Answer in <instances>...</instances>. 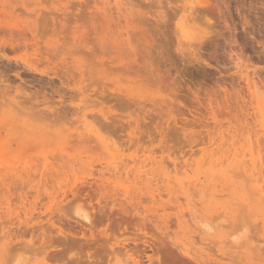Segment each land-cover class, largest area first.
Here are the masks:
<instances>
[{"label":"rangeland","instance_id":"1","mask_svg":"<svg viewBox=\"0 0 264 264\" xmlns=\"http://www.w3.org/2000/svg\"><path fill=\"white\" fill-rule=\"evenodd\" d=\"M0 184V264H264V0H0Z\"/></svg>","mask_w":264,"mask_h":264},{"label":"bare ground","instance_id":"2","mask_svg":"<svg viewBox=\"0 0 264 264\" xmlns=\"http://www.w3.org/2000/svg\"><path fill=\"white\" fill-rule=\"evenodd\" d=\"M7 1V0H6ZM4 3V2H3ZM11 5H12V3H11ZM27 5V4H26ZM9 6H10V3H9ZM7 8V7H6ZM28 8V7H27ZM4 9V8H3ZM8 9V8H7ZM7 9H5L6 11L5 12H7ZM10 9V8H9ZM8 9V10H9ZM9 12V11H8ZM177 12V11H176ZM9 15V14H8ZM15 15V14H14ZM24 23V22H23ZM184 25V24H183ZM135 26V25H134ZM134 26H132L133 28H134ZM186 26V25H185ZM33 28V27H32ZM11 32H13L12 30H11ZM35 34H36V32H35ZM34 34V35H35ZM5 37V36H4ZM14 36H12V38H13ZM19 38V37H18ZM21 38V37H20ZM19 38V39H20ZM6 39V38H5ZM8 39H10V38H8ZM17 39V38H16ZM13 41V40H12ZM3 42V41H2ZM39 42V41H38ZM29 43V42H28ZM48 43V42H47ZM30 44H31V42H30ZM43 44V43H42ZM49 44V43H48ZM47 44V45H48ZM123 44V43H122ZM46 45V46H47ZM50 45V44H49ZM30 46V45H29ZM35 46V45H34ZM32 47V46H31ZM45 47V46H44ZM124 47V46H123ZM33 49V48H32ZM43 49V48H42ZM45 49V48H44ZM50 50V49H49ZM56 50V49H55ZM58 50V49H57ZM33 51V50H32ZM39 52H41L42 53V51H40V49H39ZM60 52V51H59ZM38 53V52H37ZM55 53H56V51H55ZM65 53H66V51H65ZM44 54H46L45 52H44ZM59 54V53H58ZM128 54V53H127ZM126 54V55H127ZM56 55V54H55ZM41 59H42V57H40ZM64 59V58H63ZM53 60V59H52ZM56 60V59H55ZM64 63V62H63ZM69 66L70 65H68V68H69ZM29 67H31V66H29ZM57 67V66H56ZM52 68V67H51ZM78 68V67H77ZM27 69V68H26ZM55 69V68H54ZM57 70V69H56ZM55 70V71H56ZM54 71V72H55ZM59 72H60V70H59ZM58 73V72H57ZM62 72H60V74H61ZM67 73V72H66ZM77 74V73H76ZM63 76V75H62ZM68 76V75H67ZM64 78V77H63ZM68 79H69V77H68ZM86 79V78H85ZM70 80V79H69ZM62 82V81H61ZM74 86V85H73ZM62 88V87H61ZM58 89V88H57ZM56 89V90H57ZM80 89V88H79ZM56 90H54V91H56ZM39 92V91H38ZM57 92V95H59V96H61V94L63 95L64 93H61L60 94V90L59 91H56ZM40 93V92H39ZM68 93V92H67ZM35 94V93H34ZM33 95V94H32ZM46 95V94H45ZM36 96V95H35ZM37 96H40V95H37ZM64 96V95H63ZM63 96H62V98H63ZM53 97V96H52ZM70 97V96H69ZM68 97V98H69ZM33 98H34V96H33ZM36 98V97H35ZM39 98H41V97H39ZM49 97H47V99H48ZM48 101V100H47ZM62 103V102H61ZM34 104V103H33ZM35 104H36V102H35ZM45 104H47V103H45ZM45 104H43V105H45ZM54 104V103H53ZM63 104V103H62ZM58 105V104H57ZM64 106V105H63ZM67 106V105H66ZM50 108V107H49ZM55 108V107H54ZM60 108H61V105H60ZM64 108V107H63ZM62 109V108H61ZM62 110H67V109H62ZM61 110V111H62ZM57 111V109L54 111V113H57L56 112ZM66 111H64V113H65ZM49 112L47 111V117H48V114ZM54 113H52V114H54ZM61 113V112H60ZM60 113H58L57 115H59ZM43 114V113H42ZM46 114V113H45ZM67 114V113H66ZM41 115V114H40ZM40 115H38V116H40ZM51 115V114H50ZM56 114L54 115V116H57ZM61 115H63V114H61ZM37 116V117H38ZM46 115H44V116H42L41 115V117L43 118V117H45ZM65 116V115H64ZM67 116V115H66ZM37 117H36V119H37ZM57 118V117H56ZM45 119V118H44ZM51 119V118H50ZM41 120V119H40ZM36 122V120H33V122ZM40 122V121H39ZM43 122H44V120H43ZM51 122V121H50ZM41 123V122H40ZM47 123H49V122H47ZM101 123H103V122H101ZM105 123V122H104ZM43 124V123H42ZM104 125V124H103ZM102 125V126H103ZM38 126V125H37ZM54 126V125H53ZM40 129V128H39ZM138 133V132H137ZM87 139H88V137H87ZM91 139V138H90ZM90 139H88V140H90ZM136 139V138H135ZM80 141H82V140H80ZM84 141V140H83ZM88 143V142H87ZM57 154H58V151H57ZM56 154V155H57ZM252 154V153H251ZM44 155V154H43ZM52 155H55L54 153L52 154ZM61 154H59V156H60ZM50 156V155H49ZM48 156V157H49ZM62 156V155H61ZM78 156V155H77ZM63 157V156H62ZM61 157V158H62ZM254 157V156H253ZM46 158V157H45ZM44 158V159H45ZM52 158V157H51ZM69 158H70V156H69ZM79 158V157H78ZM163 157H161V159H162ZM53 159V158H52ZM54 159H55V157H54ZM65 159V158H64ZM37 160V159H36ZM71 160H72V158H71ZM38 161V160H37ZM53 161V160H52ZM63 162H64V164H65V161L64 160H62ZM252 161L253 162H255L256 160H254V158H252ZM68 162V161H67ZM66 162V163H67ZM238 162V161H237ZM236 162V163H237ZM256 163V162H255ZM26 164V163H25ZM44 164H46V163H44ZM54 164H55V162H54ZM63 164V163H62ZM235 164V163H234ZM253 164V163H252ZM34 165H36V164H34ZM21 166V165H20ZM126 166V165H125ZM255 166V165H254ZM253 166V167H254ZM12 167V166H11ZM33 167V166H32ZM14 168V167H13ZM12 168V169H13ZM32 169V168H31ZM253 169V168H252ZM2 170V169H1ZM10 170V169H9ZM30 170V169H29ZM15 171V170H14ZM38 171V170H37ZM10 172H11V170H10ZM41 172H43L44 173V171H41ZM14 173V172H13ZM17 173V172H16ZM243 173V172H242ZM47 174V173H46ZM45 174V175H46ZM59 174V173H58ZM3 175V174H2ZM7 175V174H6ZM42 175H44V174H42ZM4 176V175H3ZM29 176V175H28ZM66 176V175H65ZM209 178V177H208ZM5 179V178H4ZM10 180V179H9ZM12 180V179H11ZM39 180H41V179H39ZM206 180V179H205ZM255 181V180H254ZM206 182V181H205ZM87 183H88V181H87ZM1 185V184H0ZM5 185V184H4ZM217 185V184H216ZM64 186V185H63ZM56 187V186H55ZM78 189V188H77ZM38 190V189H37ZM177 190V189H176ZM259 190V189H258ZM72 191H74V190H72ZM78 191V190H77ZM263 191V190H262ZM55 192V191H54ZM5 193V192H4ZM39 193V192H38ZM79 193V192H78ZM258 193V192H257ZM259 193H260V190H259ZM263 193V192H262ZM14 194V193H13ZM55 194V193H54ZM74 195V194H73ZM94 195V194H93ZM209 195V194H208ZM227 195H229V194H226V196ZM43 196V195H42ZM261 196V195H260ZM64 197H65V192H62V193H60V194H55V195H53V193H52V195H50L49 197H48V202H45V203H43L42 204V207L43 208H40V209H43L42 211H41V213H44V214H52V211H53V209H54V207L57 205V203H59L60 201L62 202V200L64 199ZM71 197V196H70ZM99 197V196H98ZM150 197V196H149ZM205 197H207V195H205ZM36 198V197H35ZM74 198H75V196H74ZM144 198V197H143ZM217 198V197H216ZM237 198V197H236ZM264 198V197H263ZM25 199V198H24ZM43 199V198H42ZM70 199V198H69ZM93 200H94V197L92 198ZM219 199V198H218ZM220 199H221V197H220ZM68 200V199H67ZM140 201H142L141 199H139ZM264 200V199H263ZM14 201V200H13ZM100 201V200H99ZM111 201V200H110ZM229 201V200H228ZM10 200H7V202H6V207L4 208V209H6L7 210V213H14V214H12L13 216L15 215V218H16V221H19V222H22V223H29V221H31V219H33L32 218V216H31V212L32 211H34L36 208H35V202L33 203V204H31V203H29V205H26L25 203V201L23 202V207H22V211H20L18 208H15V207H11V205H10ZM19 202V201H18ZM17 202V203H18ZM31 202V201H30ZM44 202V201H43ZM202 202V201H201ZM204 202V201H203ZM118 203V202H117ZM5 204V203H4ZM133 204H135V203H133ZM226 204H227V201H226ZM225 204V205H226ZM231 204V203H230ZM13 205V204H12ZM62 205V204H61ZM22 206V205H21ZM37 206H38V204H37ZM36 206V207H37ZM58 206V205H57ZM134 208V207H133ZM166 208V207H165ZM21 209V208H20ZM224 209V208H223ZM98 210V209H97ZM115 210H117V209H115ZM114 210V211H115ZM121 210V209H120ZM131 210V209H130ZM129 210V211H130ZM142 210V209H141ZM6 212V211H5ZM116 212V211H115ZM227 212V211H226ZM229 212V211H228ZM21 213L23 214L22 216H21ZM54 213V212H53ZM127 213V212H126ZM184 213V212H183ZM119 214V213H118ZM121 214V213H120ZM134 214V213H133ZM123 215H125V214H123ZM137 215V214H136ZM218 216H219V214H217ZM45 216V215H44ZM43 216V217H44ZM55 216V215H54ZM80 216L82 217V219H84L86 222H89V223H91V220H90V218H89V215L87 214V213H81L80 214ZM127 216V215H126ZM125 216V217H126ZM131 216H133V215H131ZM217 216V217H218ZM38 217V216H37ZM51 217V215L48 217V219ZM129 217V216H128ZM135 217V216H134ZM136 217H138V216H136ZM42 218V217H41ZM119 218H120V215H119ZM139 218H141V217H139ZM212 218V217H211ZM129 219V218H128ZM144 219V218H143ZM146 219V218H145ZM174 219V218H173ZM13 220V219H12ZM121 220V219H120ZM138 220H140V219H138ZM188 220V219H187ZM80 221V220H79ZM93 221V220H92ZM137 221V220H136ZM135 221V222H136ZM46 222V221H45ZM53 221L51 220V223H52ZM82 222V221H81ZM124 222V221H123ZM135 222H134V224H135ZM170 222V221H169ZM121 223H122V221H121ZM137 223V222H136ZM143 223V222H142ZM141 223H139V225H140ZM175 224V223H174ZM17 225V224H16ZM45 225V224H44ZM88 225V224H87ZM118 225H119V223H118ZM33 226V225H32ZM89 226V225H88ZM87 226V227H88ZM30 227V226H29ZM48 227V226H47ZM84 227V226H83ZM87 227H85V228H87ZM93 227H94V225H93ZM18 228V227H17ZM27 228H28V226H27ZM56 228V227H55ZM90 228V227H89ZM92 228V227H91ZM3 229V228H2ZM10 229V228H9ZM16 229V228H15ZM34 229V228H33ZM60 229V228H59ZM195 229V228H194ZM30 230V229H29ZM43 230V229H42ZM55 230V229H54ZM75 230V229H74ZM96 231V230H95ZM233 231H235V229H233ZM20 232V231H19ZM55 232V231H54ZM59 232H63L61 229L59 230ZM83 232V231H82ZM93 232V231H92ZM231 232V231H230ZM32 233V232H31ZM43 233V232H42ZM3 234H6V233H3ZM45 234V233H44ZM63 234V233H62ZM95 234V233H94ZM7 235H8V233H7ZM232 234L230 233V236H231ZM64 236H66V235H64ZM68 236V235H67ZM71 236V235H70ZM79 236V235H78ZM93 236V235H92ZM1 237V236H0ZM6 237V236H5ZM36 237V236H35ZM34 237V238H35ZM39 237V236H38ZM73 237V236H72ZM7 238V237H6ZM5 238V239H6ZM65 238V237H64ZM90 238V237H89ZM95 238V237H94ZM227 238V237H226ZM203 239H205V238H203ZM35 240V239H34ZM65 240V239H64ZM6 241V240H5ZM229 241V240H228ZM4 242V241H3ZM16 242H17V240H16ZM6 243V242H5ZM15 243V242H14ZM229 243V242H228ZM3 245H5V244H2L1 245V247H2V249H3V251L4 250H6L4 247H3ZM230 245H232V244H230ZM234 245V244H233ZM232 245V246H233ZM25 246H26V243H25ZM235 246V245H234ZM237 247V246H236ZM2 249H1V251H2ZM129 250V249H128ZM5 252V251H4ZM3 252V253H4ZM128 252V251H127ZM126 252V253H127ZM132 254V253H131ZM130 253L129 254H127L128 256V258H130V257H132V255H131ZM6 255V254H5ZM2 256H4V255H2ZM149 257H151V256H149ZM5 258L6 257H4V260L3 261H6L7 260V258H6V260H5ZM135 257L133 256V258H130V259H132V261L133 262H131L132 264H135L137 261V259H134ZM140 259V258H139ZM9 261H11V260H9ZM7 262V261H6ZM5 263V262H4ZM3 263V264H4ZM11 263V262H10ZM10 263H8L7 262V264H10Z\"/></svg>","mask_w":264,"mask_h":264}]
</instances>
